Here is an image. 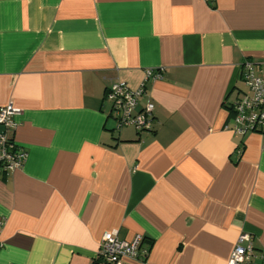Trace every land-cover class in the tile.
<instances>
[{
  "label": "crops",
  "instance_id": "0c3cea01",
  "mask_svg": "<svg viewBox=\"0 0 264 264\" xmlns=\"http://www.w3.org/2000/svg\"><path fill=\"white\" fill-rule=\"evenodd\" d=\"M248 61L264 0H0V108L26 154L0 169V264H93L109 232L143 237L123 264H229L243 233L264 253V132L225 129ZM117 81L144 86L151 131L118 127Z\"/></svg>",
  "mask_w": 264,
  "mask_h": 264
},
{
  "label": "built area",
  "instance_id": "2783aa9c",
  "mask_svg": "<svg viewBox=\"0 0 264 264\" xmlns=\"http://www.w3.org/2000/svg\"><path fill=\"white\" fill-rule=\"evenodd\" d=\"M160 79L161 74L152 71L146 73V79ZM241 79L246 91L241 98H237L228 105L232 115L231 121L225 129L235 135L264 132V63L257 73L251 61L242 66ZM145 95L144 86L138 90L131 89L122 81L113 82L106 90L105 99L111 104V112L118 121V127H134L138 132L151 131L154 121L155 106L147 100L140 107ZM19 110L12 106L0 108V162L5 164L6 170L20 168L26 154L16 148L6 133L14 130L17 123L14 117ZM4 222L0 221V251L3 248L1 233ZM143 237L135 236L131 241L119 240L115 232L105 233L100 242V250L93 264H123L125 260L137 261L146 256L148 251L143 250ZM229 264H264V253L255 246L252 235L243 233L235 245Z\"/></svg>",
  "mask_w": 264,
  "mask_h": 264
},
{
  "label": "trees",
  "instance_id": "16d2710c",
  "mask_svg": "<svg viewBox=\"0 0 264 264\" xmlns=\"http://www.w3.org/2000/svg\"><path fill=\"white\" fill-rule=\"evenodd\" d=\"M228 105H229V104H228ZM230 121H231V120H230ZM230 121H229V122H230ZM229 122H228V123H229ZM228 123H227V124H228ZM231 133H232V132H231ZM233 134H234V133H233ZM248 134H250V133H248ZM248 134H246V135H248ZM246 135H242V136H246ZM2 168H5V164H4L3 162H0V169H2Z\"/></svg>",
  "mask_w": 264,
  "mask_h": 264
}]
</instances>
